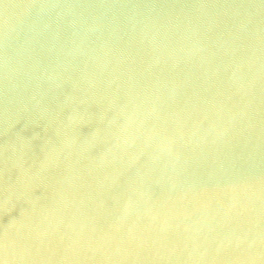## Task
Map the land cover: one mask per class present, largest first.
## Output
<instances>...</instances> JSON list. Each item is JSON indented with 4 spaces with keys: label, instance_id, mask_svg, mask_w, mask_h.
Listing matches in <instances>:
<instances>
[{
    "label": "water",
    "instance_id": "obj_1",
    "mask_svg": "<svg viewBox=\"0 0 264 264\" xmlns=\"http://www.w3.org/2000/svg\"><path fill=\"white\" fill-rule=\"evenodd\" d=\"M0 264H264V0H0Z\"/></svg>",
    "mask_w": 264,
    "mask_h": 264
}]
</instances>
